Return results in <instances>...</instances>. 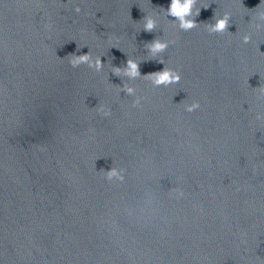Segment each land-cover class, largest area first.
Returning <instances> with one entry per match:
<instances>
[{
  "label": "clouds",
  "instance_id": "1",
  "mask_svg": "<svg viewBox=\"0 0 264 264\" xmlns=\"http://www.w3.org/2000/svg\"><path fill=\"white\" fill-rule=\"evenodd\" d=\"M199 0H171L170 5L167 9L161 8L164 12L166 18L172 17L174 19L170 20L169 22L173 27L178 28L180 31L189 32L193 29L200 27V23H197L196 17L200 15L201 8L207 9L209 5L205 4L201 7H197ZM241 6L242 0H240ZM248 13H252L251 21L249 24L255 29L257 32L264 30V0H261V3L257 5L254 9H247ZM74 11L78 14L81 11L79 6H76ZM143 26L142 30L145 32H155L158 23L157 19L152 15H145L142 19ZM232 24V13L225 11L222 15L219 13H214L212 17V22H205V30L208 34H218V35H225L230 33L228 30L230 25ZM237 35L239 32L237 30ZM240 40L243 44H249L252 40V34L245 33L241 35ZM175 40H168L161 37H156L152 41L145 42L144 48L147 50V53L153 60H156L158 63L164 64V60L161 54L165 53L171 44H175ZM259 51V46L257 48ZM67 57H71L69 60V64L72 68H78L81 65H86L89 69L94 70L95 72L99 73L102 72L104 69V63L101 60V56H93L91 51L85 54H69ZM160 57L158 60L155 59ZM111 72L117 77H124L127 80L132 81L136 79L143 78L151 83L153 88H160V87H169L172 85L179 84L181 81V72L178 68H171L168 66H164V68L160 71L151 72L145 75H141L140 72V63L133 58H128L126 61V65L124 67H114L112 66ZM119 92H124L128 96L134 97L132 100V107L133 108H141L142 101L145 100V97L137 96L136 95V88L131 86L129 83L123 82L122 87L119 86ZM259 98H264V87L261 88V96ZM180 104L183 106L184 110L188 113H192L197 111L201 108L199 101H192L188 103L186 100H182ZM94 110L102 115L104 118H108L112 116V109L106 105L98 104L94 108ZM256 118L258 120L264 119V113H257ZM101 174L103 175L104 179L111 183L114 179H118L121 182L124 180V176L122 175L123 170L116 168L113 166L110 170H103L101 169ZM174 193V197L179 199L182 198L185 194L183 190L179 188H175L172 190Z\"/></svg>",
  "mask_w": 264,
  "mask_h": 264
}]
</instances>
